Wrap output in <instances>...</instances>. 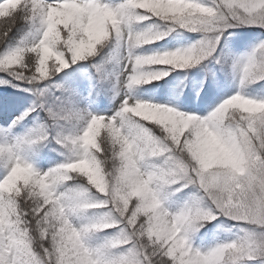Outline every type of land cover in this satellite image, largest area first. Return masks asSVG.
<instances>
[{"label":"snow or ice","instance_id":"obj_1","mask_svg":"<svg viewBox=\"0 0 264 264\" xmlns=\"http://www.w3.org/2000/svg\"><path fill=\"white\" fill-rule=\"evenodd\" d=\"M0 264H264V0H0Z\"/></svg>","mask_w":264,"mask_h":264},{"label":"trees","instance_id":"obj_2","mask_svg":"<svg viewBox=\"0 0 264 264\" xmlns=\"http://www.w3.org/2000/svg\"><path fill=\"white\" fill-rule=\"evenodd\" d=\"M186 35L189 37L194 36V34H186ZM167 39H171V37H168ZM178 39L183 40L184 38L180 37ZM173 42H176V41H173ZM185 42H187V41H185ZM158 43H163V41L158 42ZM240 51H243V49H241ZM192 71H193V73H195V69H193ZM168 79H169L168 77H165L164 80L153 81L152 84H146L145 86L143 85V87L148 86L149 91L154 96H160V95L165 93L168 97L169 95H171L172 90L174 89V87L177 84V81H172L171 84L166 85L165 80H168ZM194 88H195V83L192 80V78L190 77L189 79H186L184 81V86H183L182 91H181L180 96H179V102H182L184 104L192 103L195 106L204 105L206 103V100L197 98L195 91H194ZM140 89H137V93L140 92ZM13 91H15V90H13ZM203 95L204 94L202 92L201 96L203 97Z\"/></svg>","mask_w":264,"mask_h":264},{"label":"rangeland","instance_id":"obj_3","mask_svg":"<svg viewBox=\"0 0 264 264\" xmlns=\"http://www.w3.org/2000/svg\"><path fill=\"white\" fill-rule=\"evenodd\" d=\"M145 93H146V92H143L141 96H142L143 98H145V99L149 98V96H146ZM153 99H154V98H153ZM156 100H157V99H156ZM164 100H166V99H164ZM162 101H163V100H162Z\"/></svg>","mask_w":264,"mask_h":264}]
</instances>
